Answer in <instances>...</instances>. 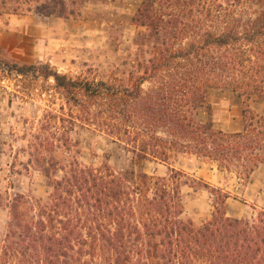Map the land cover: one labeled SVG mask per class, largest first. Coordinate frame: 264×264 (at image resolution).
<instances>
[{"label":"trees","instance_id":"16d2710c","mask_svg":"<svg viewBox=\"0 0 264 264\" xmlns=\"http://www.w3.org/2000/svg\"><path fill=\"white\" fill-rule=\"evenodd\" d=\"M178 1L142 0L132 22L142 29L135 42L148 56L122 74L91 68L72 77L49 63L0 62L4 73L53 79L63 98L30 143V162L50 192L13 197L0 264H264V208L230 217L228 200L236 196L197 178L189 185L181 170L156 177L109 164L95 168L76 157L63 163L58 155L61 148L71 153L70 134L81 126L118 141L138 165L191 154L240 179L264 166V112L246 106L235 132L199 118L212 114L213 89L264 101V0L239 13L213 0H206L214 3L209 8L198 0L177 8ZM88 2L0 0V20L78 19ZM198 185L210 189L214 207L200 224L185 217L183 193V186Z\"/></svg>","mask_w":264,"mask_h":264},{"label":"rangeland","instance_id":"374dc122","mask_svg":"<svg viewBox=\"0 0 264 264\" xmlns=\"http://www.w3.org/2000/svg\"><path fill=\"white\" fill-rule=\"evenodd\" d=\"M141 2L90 0L78 19L34 14L6 16L0 20V62L20 66L49 63L59 73L72 77L85 75L91 68L101 76L112 72L122 74L148 56L147 51L141 50L135 42L142 29L132 22ZM198 2L205 8L214 7V3L206 0ZM211 2L232 7L239 13L253 7L257 0ZM185 3L179 0L177 8L185 6ZM1 70L0 245L6 233L8 206L13 197L23 193L32 198H46L50 192L43 173L30 162V143L47 110L59 109L63 103L53 79L33 74L22 76L16 72L9 74ZM209 101L212 114L202 111L200 120L211 121L215 128L226 132L242 129L246 106L256 113L264 112L263 100L247 101L230 90H210ZM70 136L75 147L71 153L64 148L59 150L63 163L76 157L81 164L95 168L109 164L116 172L135 169L156 177L167 176L171 169L181 170L189 176L190 180L186 181L189 185L192 179L197 178L236 196L237 199L228 200L227 215L230 217L249 218L264 208L263 165L245 179L221 171L216 163L191 154H176L169 163L148 161L138 165L134 163L133 154L118 141L97 130L77 126ZM78 149L80 154L76 152ZM183 193L186 218L197 224L211 218L214 207L210 189L202 185L195 189L183 186Z\"/></svg>","mask_w":264,"mask_h":264}]
</instances>
